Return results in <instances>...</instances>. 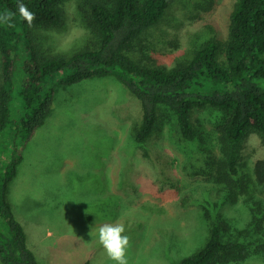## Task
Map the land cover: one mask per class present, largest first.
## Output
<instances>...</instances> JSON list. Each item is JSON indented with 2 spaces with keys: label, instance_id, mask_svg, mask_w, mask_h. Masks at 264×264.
Returning <instances> with one entry per match:
<instances>
[{
  "label": "rangeland",
  "instance_id": "obj_1",
  "mask_svg": "<svg viewBox=\"0 0 264 264\" xmlns=\"http://www.w3.org/2000/svg\"><path fill=\"white\" fill-rule=\"evenodd\" d=\"M237 1L174 0L135 45L134 57L169 68L206 39H224ZM81 4L67 1L64 23L44 42L46 53H68L80 45ZM53 92L50 112L24 145L6 190L38 264H115L98 240L105 223L124 225L130 238L128 264H179L203 246L212 221L221 223L224 239L245 233L240 231L252 213L245 199H261L264 214V186L254 184L251 173L253 163L264 158L256 132L246 136L240 149L237 175H246L249 182L234 202L200 170L203 143L219 155L218 110L194 111L201 134L193 142L181 138L174 116L165 111L159 129L138 145L130 130L140 122L141 105L114 77L58 85ZM12 114L17 118L15 110ZM0 148L9 155L7 132L0 136ZM261 231L264 235V222ZM228 264H264V252Z\"/></svg>",
  "mask_w": 264,
  "mask_h": 264
},
{
  "label": "trees",
  "instance_id": "obj_2",
  "mask_svg": "<svg viewBox=\"0 0 264 264\" xmlns=\"http://www.w3.org/2000/svg\"><path fill=\"white\" fill-rule=\"evenodd\" d=\"M67 1L22 0L36 16L29 27L18 13V0H0V16L14 14L11 26L0 23V136L7 132L10 145L8 156L0 148L1 264H38L13 216L6 190L24 145L50 112L58 85L114 77L141 105L140 122L130 130L138 145L159 129L165 111L174 116L181 138L193 142L201 134L193 122L194 111L218 110L219 155H212L203 143L200 170L230 203L249 182L246 175H237L244 139L256 132L264 145V0H238L224 39H206L169 68L141 63L133 54L135 45L174 0H82L77 9L83 28L80 45L68 53H46L44 42L64 23ZM251 173L253 183L264 186V158L253 163ZM244 202L252 211L248 226L240 231L245 233L224 239L221 223L212 221L203 246L179 264L239 263L264 252L263 202L252 196Z\"/></svg>",
  "mask_w": 264,
  "mask_h": 264
},
{
  "label": "clouds",
  "instance_id": "obj_3",
  "mask_svg": "<svg viewBox=\"0 0 264 264\" xmlns=\"http://www.w3.org/2000/svg\"><path fill=\"white\" fill-rule=\"evenodd\" d=\"M17 9L19 15L26 21L29 27L33 26L36 19L35 13L28 6L18 0ZM14 14L0 16V23L12 24ZM98 240L108 257L115 264H128L127 251L130 247V238L125 234V227L121 223H105L98 229Z\"/></svg>",
  "mask_w": 264,
  "mask_h": 264
}]
</instances>
